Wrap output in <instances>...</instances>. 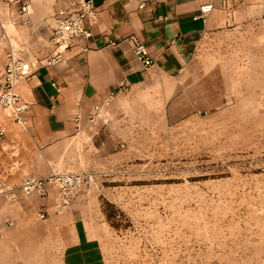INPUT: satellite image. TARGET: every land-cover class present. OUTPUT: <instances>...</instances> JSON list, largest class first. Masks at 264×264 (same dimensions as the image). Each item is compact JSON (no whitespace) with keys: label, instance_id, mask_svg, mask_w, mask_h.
Listing matches in <instances>:
<instances>
[{"label":"crops","instance_id":"obj_1","mask_svg":"<svg viewBox=\"0 0 264 264\" xmlns=\"http://www.w3.org/2000/svg\"><path fill=\"white\" fill-rule=\"evenodd\" d=\"M205 4L212 9L202 13ZM92 5L84 21L89 38L77 40L51 67L53 19L75 10L73 1L0 0V71L8 53L33 66L32 77L15 87L28 105L26 124L8 113L1 117L0 264H109L96 229L97 207L90 211L86 189L54 214L53 193L26 195L21 182L58 169L95 177L114 169L121 159V129L136 128V113L144 114L142 127L152 128L158 118L176 124L198 109L185 74L194 41L242 22L264 21V0H92ZM133 38L145 46L151 67L135 56ZM42 209L49 214L44 220L37 216Z\"/></svg>","mask_w":264,"mask_h":264},{"label":"rangeland","instance_id":"obj_2","mask_svg":"<svg viewBox=\"0 0 264 264\" xmlns=\"http://www.w3.org/2000/svg\"><path fill=\"white\" fill-rule=\"evenodd\" d=\"M185 74L198 109L152 128L136 113L119 164L82 188L107 261L264 264V21L194 41Z\"/></svg>","mask_w":264,"mask_h":264},{"label":"built area","instance_id":"obj_3","mask_svg":"<svg viewBox=\"0 0 264 264\" xmlns=\"http://www.w3.org/2000/svg\"><path fill=\"white\" fill-rule=\"evenodd\" d=\"M76 5L75 10L60 11L53 19V27L50 35V42L53 47L51 58L47 65L54 67L64 59V53L70 49L77 40H86L90 36L89 29L84 21L89 19L93 13L92 0H72ZM226 0H221L225 3ZM27 6H21L20 12L25 14ZM201 12L206 13L212 9V4L201 6ZM246 11L249 9L245 6ZM135 56L144 67H151L154 61L149 57L145 46L136 39H132ZM85 51V48L82 49ZM32 65L8 53L2 70L0 71V140L4 135L1 117L4 113L16 123L26 124L23 118L28 111V105L15 92L19 80H26L32 77ZM98 110V107H94ZM95 175L91 172H65L60 170L51 171L45 177H26L21 182L19 189L22 193L30 195L37 194L46 198L54 194L53 213H62L69 208L75 197L81 192L84 185L92 183ZM46 209L38 211L40 220L48 217Z\"/></svg>","mask_w":264,"mask_h":264}]
</instances>
